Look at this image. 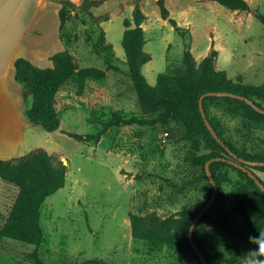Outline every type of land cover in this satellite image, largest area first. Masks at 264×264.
Listing matches in <instances>:
<instances>
[{"label": "rangeland", "instance_id": "374dc122", "mask_svg": "<svg viewBox=\"0 0 264 264\" xmlns=\"http://www.w3.org/2000/svg\"><path fill=\"white\" fill-rule=\"evenodd\" d=\"M135 1L105 0L91 8L94 16L108 15L99 24L103 43L97 25L79 9L83 0L65 24L63 36L75 64L103 69L105 78L89 80L81 97L74 94L69 81L57 96L59 129L49 133L40 128L34 138L38 148L56 155L67 167L64 187L46 197L41 207L44 239L37 249L39 258L42 264L89 260L199 264V258L182 254L154 236L162 231V222L202 209L211 198L214 202L219 191L224 215H209L197 226L195 236L208 264H241V254L254 248L243 217L234 211L235 191L244 180L224 166L216 169L217 184L203 179L199 158L216 151L206 149L201 138L189 140L179 121L164 125L156 115L141 111L121 44L123 22L131 19ZM164 1L184 36L161 18L156 0L140 1L145 15L144 51L151 56L141 70L149 85L156 84L159 73L182 69L185 50L199 63L212 48L217 51L215 68L225 71L234 84L264 83V24L255 16L264 15V0H246L250 12L230 11L210 0ZM92 43L98 44L99 53ZM257 102L264 108V101ZM209 112L237 144L248 151L264 150V123L256 121L257 117L228 114L220 105L211 106ZM132 116L143 123L106 127ZM62 131L100 136L80 142ZM206 163L205 175L210 180L211 161L207 168ZM245 165L264 183V171L255 168L257 164ZM16 192L15 186L0 178V227L9 216ZM144 223L149 228L146 236L142 235ZM33 251L32 245L0 237V264H36L30 259Z\"/></svg>", "mask_w": 264, "mask_h": 264}, {"label": "trees", "instance_id": "16d2710c", "mask_svg": "<svg viewBox=\"0 0 264 264\" xmlns=\"http://www.w3.org/2000/svg\"><path fill=\"white\" fill-rule=\"evenodd\" d=\"M105 0H83L79 6L82 14L91 20L99 28L100 43L105 41L104 31L99 24L108 19V15L94 16L90 11L93 7L100 6ZM136 0L131 19L124 20V32L122 47L125 54L128 74L138 95L140 108L143 114L156 115L157 120L168 125L170 120L179 121L184 133L189 140L201 138L206 141V149L216 152L205 154L199 158L203 179L211 184H217L216 169L219 166L230 168L244 180L235 191V213L242 216L251 236H258L259 231H264V192L255 181L244 171L229 164L226 160L239 161L251 171V166L244 162L255 163L257 169L264 171V150L248 151L243 145L237 144L225 133L223 126L215 118L210 117L209 108L220 105L225 112L244 117H257L264 123V114L257 112L245 99L264 110L257 101H264V83L261 86L237 85L226 77L225 71L215 68L217 51L211 49L209 54L199 63H196L189 50L184 51L183 68L178 72L159 73L154 86L149 85L142 74V67L151 60L149 53L144 51V30L142 24L145 20L140 3ZM216 4L237 12H250L246 0H210ZM160 16L167 20L173 30L184 36L182 28L170 17L164 0H156ZM58 15L60 20V39L66 45L63 30L70 18L71 11L76 6L69 0H61ZM256 18L264 24V15L255 13ZM83 26L86 21L82 20ZM91 40V38H88ZM93 50L99 53V46L92 43ZM109 47H111L109 45ZM52 67L39 68L25 58H17L14 62L16 81L23 84L24 97L31 96V107L25 111L26 116L33 124L41 126L46 132H54L59 129L60 119L57 110V96L63 87L71 81L72 89L77 97H81L89 80H101L105 78V70L97 67L80 68L67 49L59 51L50 57ZM224 93L221 95H205L207 93ZM202 98V106L210 125L220 138L218 142L205 126L199 110V99ZM238 96L244 99L238 98ZM115 116L114 114H112ZM119 117V116H116ZM255 121V122H256ZM143 123V120L135 116L119 118L106 124V127L115 125H131ZM257 123V122H256ZM67 136L80 141L90 142L97 140L100 133L82 135L62 131ZM223 152L227 157L221 155ZM231 152L236 159L231 156ZM222 158L226 160H214ZM209 170L213 175L208 180L205 175L204 165L210 161ZM67 167L56 155L48 154L43 148H37L26 155L11 159H0V178L17 188L8 218L0 227V237H6L24 244L34 246L30 259L36 264H42L37 253L38 247L44 239V231L41 226V207L49 195L63 188L66 180ZM213 181V182H212ZM262 182V181H261ZM263 183V182H262ZM264 184V183H263ZM222 196L217 191V196L208 211L196 222L193 228V241L204 257L207 254L196 235L197 226L209 215H224ZM198 208L194 213L183 212L178 218L162 222V231L154 236L168 245L177 247L180 253H189L198 259L188 237V231ZM144 223L143 236L149 231ZM255 247V245H254ZM199 264L202 262L198 259ZM80 264H104L102 261H86Z\"/></svg>", "mask_w": 264, "mask_h": 264}, {"label": "crops", "instance_id": "0c3cea01", "mask_svg": "<svg viewBox=\"0 0 264 264\" xmlns=\"http://www.w3.org/2000/svg\"><path fill=\"white\" fill-rule=\"evenodd\" d=\"M60 1L0 0V159L38 148L34 138L42 127L25 114L32 97H24L23 84L15 80L14 62L25 58L39 68L52 67L50 57L66 48L59 32Z\"/></svg>", "mask_w": 264, "mask_h": 264}, {"label": "water", "instance_id": "95a60500", "mask_svg": "<svg viewBox=\"0 0 264 264\" xmlns=\"http://www.w3.org/2000/svg\"><path fill=\"white\" fill-rule=\"evenodd\" d=\"M215 94L221 95V94H224V93H214V92H211V93H207L205 95L207 96V95H215ZM205 95L201 96L200 99H199V110L201 112V116H202V118L204 120L205 126L210 131V133L212 134V136L218 142H220V138L217 136L215 130L213 129V127L210 125L209 121L207 120L206 115H205V112H204V109H203V106H202V98ZM238 98L244 99L243 97H240V96H238ZM245 101L249 105H251L257 112H259L261 114H264V110L262 108H260L259 106L253 104L250 100L245 99ZM229 153L231 154V156H233L236 159L235 155H233L231 152H229ZM214 160H226V159L216 158ZM210 161H208L206 163V168L208 167V164H209ZM226 161H228L229 164H232V165L236 166L237 168L241 169L242 171L246 172L255 181V183L259 186V188L264 192V185L260 182V180L258 179V177L254 173H252L250 170H248L246 167H244L242 164H240V162H242V160H239V161L226 160ZM244 163H246V162H244ZM247 163L253 164V163H250V162H247ZM210 179L212 180L211 177H210ZM212 202H213V198H211L206 203V205L197 213V215L195 216L192 224L190 225L189 231H188V237H189L190 244H191L194 252L197 254L199 260L202 262V264H208V262H207L206 258L204 257V255L202 254V252L195 245V243L193 241V234L192 233H193V228H194L196 222L204 215V213L207 211V209L211 206Z\"/></svg>", "mask_w": 264, "mask_h": 264}, {"label": "clouds", "instance_id": "9594fccd", "mask_svg": "<svg viewBox=\"0 0 264 264\" xmlns=\"http://www.w3.org/2000/svg\"><path fill=\"white\" fill-rule=\"evenodd\" d=\"M248 240L255 247L241 254V264H264V231H259L258 236H249Z\"/></svg>", "mask_w": 264, "mask_h": 264}, {"label": "built area", "instance_id": "2783aa9c", "mask_svg": "<svg viewBox=\"0 0 264 264\" xmlns=\"http://www.w3.org/2000/svg\"><path fill=\"white\" fill-rule=\"evenodd\" d=\"M165 135H167V133Z\"/></svg>", "mask_w": 264, "mask_h": 264}]
</instances>
